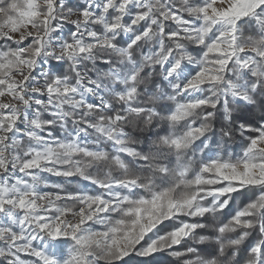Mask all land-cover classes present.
Here are the masks:
<instances>
[{"label":"snow or ice","instance_id":"obj_1","mask_svg":"<svg viewBox=\"0 0 264 264\" xmlns=\"http://www.w3.org/2000/svg\"><path fill=\"white\" fill-rule=\"evenodd\" d=\"M0 264H264V0H0Z\"/></svg>","mask_w":264,"mask_h":264}]
</instances>
